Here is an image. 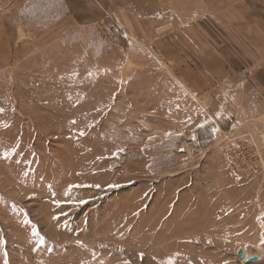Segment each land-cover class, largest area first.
I'll use <instances>...</instances> for the list:
<instances>
[{
	"label": "rangeland",
	"instance_id": "rangeland-1",
	"mask_svg": "<svg viewBox=\"0 0 264 264\" xmlns=\"http://www.w3.org/2000/svg\"><path fill=\"white\" fill-rule=\"evenodd\" d=\"M196 9L0 0V264L246 263L228 245L237 230L197 213V181L213 148L225 173L236 136L249 162L258 152L254 174L264 151L181 84L197 69Z\"/></svg>",
	"mask_w": 264,
	"mask_h": 264
},
{
	"label": "crops",
	"instance_id": "crops-1",
	"mask_svg": "<svg viewBox=\"0 0 264 264\" xmlns=\"http://www.w3.org/2000/svg\"><path fill=\"white\" fill-rule=\"evenodd\" d=\"M196 6L198 21L203 20L195 30L198 64L196 71L182 68L181 84L204 117L217 125L228 118L229 133L254 135L264 151V0H196ZM210 21L208 29L205 22ZM213 149L201 163L215 171L219 152ZM222 159L224 174L213 171L197 181V205L204 207L197 213L213 215V230H224L227 223V228L237 230L228 245H255L264 216V168L260 174H236L225 156ZM205 193L211 206L205 204ZM259 263L263 264L260 259L245 264Z\"/></svg>",
	"mask_w": 264,
	"mask_h": 264
},
{
	"label": "built area",
	"instance_id": "built-area-1",
	"mask_svg": "<svg viewBox=\"0 0 264 264\" xmlns=\"http://www.w3.org/2000/svg\"><path fill=\"white\" fill-rule=\"evenodd\" d=\"M234 139L236 141L234 142L232 151H229L227 149L225 150L226 160L228 162L230 171L236 174L239 172H244V171L246 172L247 170H248V173H251V174L257 173L259 168L254 163V161L257 158L258 152L255 149V146L252 145L250 147L253 159L251 162H249V153L245 149H242V145H244L242 137L236 136ZM227 140L231 141L229 137L225 136V139L222 142V144L227 145ZM263 163H264V159L262 160V163L260 164L263 166ZM241 250L246 254L247 258L256 255L258 256V259H260L262 263L264 264V216L261 218V230H260V238H259L258 243L255 245L247 244L244 247H242ZM257 252L262 254V256L259 257V255L256 254Z\"/></svg>",
	"mask_w": 264,
	"mask_h": 264
},
{
	"label": "water",
	"instance_id": "water-1",
	"mask_svg": "<svg viewBox=\"0 0 264 264\" xmlns=\"http://www.w3.org/2000/svg\"><path fill=\"white\" fill-rule=\"evenodd\" d=\"M237 256L240 259H245L246 263H250L258 260V257L256 255L247 258L246 254L241 249H238Z\"/></svg>",
	"mask_w": 264,
	"mask_h": 264
},
{
	"label": "bare ground",
	"instance_id": "bare-ground-1",
	"mask_svg": "<svg viewBox=\"0 0 264 264\" xmlns=\"http://www.w3.org/2000/svg\"><path fill=\"white\" fill-rule=\"evenodd\" d=\"M259 255V257H261V255L260 254H258ZM242 261H245V259H243Z\"/></svg>",
	"mask_w": 264,
	"mask_h": 264
},
{
	"label": "snow or ice",
	"instance_id": "snow-or-ice-1",
	"mask_svg": "<svg viewBox=\"0 0 264 264\" xmlns=\"http://www.w3.org/2000/svg\"><path fill=\"white\" fill-rule=\"evenodd\" d=\"M169 264H171V262H169Z\"/></svg>",
	"mask_w": 264,
	"mask_h": 264
}]
</instances>
